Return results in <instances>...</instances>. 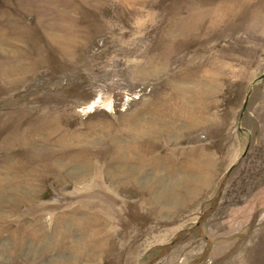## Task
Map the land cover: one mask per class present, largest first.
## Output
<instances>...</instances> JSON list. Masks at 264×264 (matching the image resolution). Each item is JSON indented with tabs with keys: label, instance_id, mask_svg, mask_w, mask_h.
Returning a JSON list of instances; mask_svg holds the SVG:
<instances>
[{
	"label": "rangeland",
	"instance_id": "obj_1",
	"mask_svg": "<svg viewBox=\"0 0 264 264\" xmlns=\"http://www.w3.org/2000/svg\"><path fill=\"white\" fill-rule=\"evenodd\" d=\"M262 74L264 0H0V264H264Z\"/></svg>",
	"mask_w": 264,
	"mask_h": 264
},
{
	"label": "bare ground",
	"instance_id": "obj_2",
	"mask_svg": "<svg viewBox=\"0 0 264 264\" xmlns=\"http://www.w3.org/2000/svg\"><path fill=\"white\" fill-rule=\"evenodd\" d=\"M172 118V117H171ZM170 119V118H169ZM150 120V119H149ZM154 120V119H153ZM172 121L174 120V119H171ZM166 121H167V119H166ZM172 121H169V122H172ZM174 122V121H173ZM173 122L171 123V125L173 124ZM166 123V122H165ZM165 123H162V124H164L165 126L167 125V124H165ZM170 124V123H169ZM156 125H157V123H156ZM149 126V125H148ZM167 127V126H166Z\"/></svg>",
	"mask_w": 264,
	"mask_h": 264
},
{
	"label": "water",
	"instance_id": "obj_3",
	"mask_svg": "<svg viewBox=\"0 0 264 264\" xmlns=\"http://www.w3.org/2000/svg\"><path fill=\"white\" fill-rule=\"evenodd\" d=\"M263 77H264V74H262V75L260 76V78H263ZM246 103H247V100L245 101L244 106L246 105Z\"/></svg>",
	"mask_w": 264,
	"mask_h": 264
}]
</instances>
